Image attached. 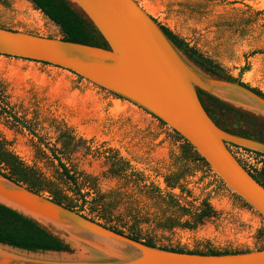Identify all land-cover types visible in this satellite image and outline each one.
<instances>
[{
	"label": "rangeland",
	"instance_id": "obj_1",
	"mask_svg": "<svg viewBox=\"0 0 264 264\" xmlns=\"http://www.w3.org/2000/svg\"><path fill=\"white\" fill-rule=\"evenodd\" d=\"M135 1L217 63L225 77L264 95V0ZM0 27L61 36L29 0H0ZM0 89L7 108L25 124L0 113V137L8 150L48 187L76 207L82 204L84 215L103 214L157 245L184 250H253L264 242L259 214L192 152L184 158L183 139L134 103L65 69L6 56H0ZM219 112L224 123L249 124L229 110ZM257 118L264 128V118ZM65 134L81 144L75 150L63 147ZM229 148L247 164L264 163L253 152ZM168 177L174 187L167 185ZM169 195L191 211H199L205 200L213 215L194 229L178 226L174 221L189 214H182Z\"/></svg>",
	"mask_w": 264,
	"mask_h": 264
},
{
	"label": "water",
	"instance_id": "obj_2",
	"mask_svg": "<svg viewBox=\"0 0 264 264\" xmlns=\"http://www.w3.org/2000/svg\"><path fill=\"white\" fill-rule=\"evenodd\" d=\"M67 1L98 30L107 47L0 27V56L65 69L139 106L187 141L224 186L264 221V186L228 146L264 155V142L217 126L197 90L261 118L264 97L194 65L135 0ZM0 204L35 220L72 248L70 253H33L0 244V264H264V248L201 254L150 246L3 174Z\"/></svg>",
	"mask_w": 264,
	"mask_h": 264
},
{
	"label": "trees",
	"instance_id": "obj_3",
	"mask_svg": "<svg viewBox=\"0 0 264 264\" xmlns=\"http://www.w3.org/2000/svg\"><path fill=\"white\" fill-rule=\"evenodd\" d=\"M29 1L35 6V8L39 9L46 18H48L54 25L58 27L61 34V39L82 44H89L92 46L104 48L107 47L105 40L100 35L98 30L86 18H84V16L80 12H78L67 0ZM154 21L156 20L154 19ZM159 26L164 32V34L169 38V40L180 51H182L194 65L199 67L201 70L218 78L227 79L233 82L237 81L225 77L222 74L221 68L217 63H215L210 58L204 56L202 53H200L194 47L190 46L183 39L177 37L167 27L160 24ZM40 63L49 65L44 62ZM244 69L245 67H243V70ZM237 82H239L243 86L248 87L240 81ZM248 88L264 97V95L258 90L250 87ZM2 94L3 89H0V113L8 114L15 123L25 126L24 122L20 118H18L14 113H12L10 109L7 108L6 102ZM197 94L207 114L221 129L236 135L253 138L264 142V128L262 127L261 121L257 117L251 116L249 113L232 108L231 106L219 101L213 96L206 94L202 90H197ZM222 109L229 110L230 112L236 115H240L246 118L247 120H249V124L244 126L239 120L235 122V125H233L231 122L224 123L223 117L220 114L223 112H219V110L222 111ZM179 137L182 138L181 136ZM80 144V139H74L73 136L65 134L62 146L70 147V149L75 150V148H77ZM228 146L230 147L235 145L228 144ZM241 149L247 152H252L247 149ZM190 152H192L191 154L195 155V158H197L199 161L205 163L204 159L197 155V153L193 150L192 146L187 141L183 140L182 156L184 158H189L191 156ZM253 153L264 158V155L262 154L256 152ZM57 159L60 167L62 168V173L75 187V178L71 174H69L68 170L66 169L65 165L60 161V159ZM236 159L247 170V172L252 176L253 179H255L262 186H264V163L260 167H257L255 165L243 162L238 157H236ZM205 165L207 164L205 163ZM0 174H3L4 176L8 177L9 179H12L17 183L25 185L27 188L36 193L46 194L45 192H47L46 196L50 198V200L58 204L64 205L65 207L71 210H75L78 213L83 214L81 212L83 207L82 204L79 207H76V205L65 194L58 190H54L48 187L46 185L47 182L38 172H36L33 168L26 166L17 155H15L12 151L8 150L5 141L1 137ZM167 185L170 187H174V184L170 183V177L167 178ZM76 191L78 192L77 189ZM169 198L173 201V205L176 206L182 214H189L188 219H185L183 221H181L180 219H176V221H174V224L178 226L188 229H194L199 224L203 223L206 218H209L213 215V211L209 203L205 200L203 201L202 208L199 211H191L185 206L180 205L175 199L172 198L171 195H169ZM102 210L104 211L105 209L103 208ZM84 216L91 220L99 222L100 224L109 229H112L116 232L124 234L134 240L143 242L150 246H158L166 249L168 248L170 250L201 254H227L249 250H184L181 248H173L165 245H157L155 241H153L151 238L142 237L136 230H134V228L129 227L126 229L124 228V226L119 225L116 221L106 217L103 214L97 216ZM0 244L8 245L13 248L33 253H45L47 251L58 253H70L72 251V248L68 243L64 242L62 239L51 233L44 226H42L35 220L28 218L2 204H0ZM262 248H264V242L260 246L255 247V249Z\"/></svg>",
	"mask_w": 264,
	"mask_h": 264
}]
</instances>
